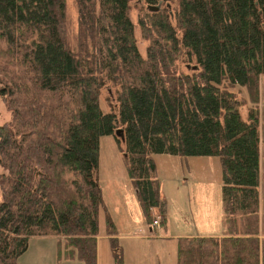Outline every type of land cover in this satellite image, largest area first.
<instances>
[{
	"label": "trees",
	"instance_id": "16d2710c",
	"mask_svg": "<svg viewBox=\"0 0 264 264\" xmlns=\"http://www.w3.org/2000/svg\"><path fill=\"white\" fill-rule=\"evenodd\" d=\"M73 1L74 48L66 0H0V57L12 65L0 68L9 113L0 125V264H17L34 238H54L59 259L95 264L98 142L116 130L150 228L156 208L165 225L153 156L219 161L225 234L178 239L176 264H264L255 109L264 0H138L143 56L132 0ZM105 232L113 264H123L108 216Z\"/></svg>",
	"mask_w": 264,
	"mask_h": 264
},
{
	"label": "rangeland",
	"instance_id": "374dc122",
	"mask_svg": "<svg viewBox=\"0 0 264 264\" xmlns=\"http://www.w3.org/2000/svg\"><path fill=\"white\" fill-rule=\"evenodd\" d=\"M130 5L128 15L134 24L138 51L143 56L147 42L140 38L136 26L138 14L136 8L141 6V3L138 0H132ZM76 32L77 17L74 1L66 0V34L68 43L72 48H74ZM7 66L12 65L0 57V68ZM13 71H15L14 68H8L6 74L11 75L14 73ZM239 90L236 96V100L240 104L238 112L244 118L248 104L243 106L241 102L247 97L243 88ZM108 96V91H102L100 107L103 111L108 110L105 105ZM255 109L258 118L259 166L263 174V181L258 185L257 208V239L261 241L264 239V76H261L258 82V99ZM8 119L9 113L0 101V125H3ZM116 140L122 149L121 130H116L113 137L100 138L98 142L96 177L102 201L98 210L99 235L105 233V218L108 216L113 226L117 228L118 234L123 236L121 242L117 240L118 244L120 242L119 245L124 247L133 245L139 250V254L132 257L135 264H176L178 239L167 241L163 240L162 237H166L168 234L186 236V234L191 235L193 233L222 237L225 234L220 199V165L217 158L203 159L206 166L204 171L199 173V171L194 170L190 174L188 169L192 160L165 155L153 156L158 182V196L161 201L166 202L167 212L165 213L164 227L159 225L160 231L154 229V233H148L147 228L149 226L126 176L123 154L119 151ZM181 183H185V185ZM184 198L185 202L183 201ZM122 210L126 212V217H123ZM150 215L153 220H158L159 209L156 208L153 215L152 212ZM157 222L159 223V220ZM132 236H136L134 240H131ZM126 263L128 264V262ZM17 264L81 263L77 260L67 261L63 258H57V246L54 238H34L29 241L26 252L18 258Z\"/></svg>",
	"mask_w": 264,
	"mask_h": 264
},
{
	"label": "crops",
	"instance_id": "0c3cea01",
	"mask_svg": "<svg viewBox=\"0 0 264 264\" xmlns=\"http://www.w3.org/2000/svg\"><path fill=\"white\" fill-rule=\"evenodd\" d=\"M261 78V77H260ZM260 80V79H259ZM189 161H191L190 163V167L188 169V172L191 174L192 172L195 171H199V173L201 171H204V169L206 168L205 163L203 162V159L205 158H188ZM258 165H259V158H258ZM206 172V171H205ZM263 181V174L260 171V166H259V174H258V185ZM182 185H185V183H181ZM134 192V190H133ZM135 194V192H134ZM101 197V196H100ZM186 197V196H185ZM185 202V198L183 200ZM163 210H164V217H165V213L167 212V204L166 202L163 200ZM166 205H165V204ZM155 209H152L150 212H154ZM122 215H124L123 217H126V212L124 210H122ZM169 225V222H168ZM115 228V238L121 242V240H123V236L119 235L117 232V228ZM154 229L159 230L160 228L159 226L150 228H147V232L148 233H152L154 231ZM154 233V232H153ZM222 235V233H221ZM133 237V238H132ZM131 240H134L136 236H132ZM195 237H205V238H210L212 237L210 234H205V235H197V234H191L188 235H181V236H172V235H167L166 237H162L163 240H167V241H172V240H176V239H182V238H195ZM220 237V236H217ZM149 238V237H148ZM158 239V238H157ZM161 240V238H159ZM119 242V244H120ZM57 246V245H56ZM121 248V252H122V259H123V264H127L126 262H128V264H135V262L132 260V257L137 256V254H139V250L135 247H133V245L124 247L123 245H119ZM96 258H95V264H113V260H112V256H111V252H110V248H109V243H108V236L106 235V232L103 235H99V231L97 230V235H96ZM74 260V259H73ZM67 261H72V260H67Z\"/></svg>",
	"mask_w": 264,
	"mask_h": 264
},
{
	"label": "built area",
	"instance_id": "2783aa9c",
	"mask_svg": "<svg viewBox=\"0 0 264 264\" xmlns=\"http://www.w3.org/2000/svg\"><path fill=\"white\" fill-rule=\"evenodd\" d=\"M158 220L157 219H154L153 221H152V226L153 227H158L159 226V223L157 222Z\"/></svg>",
	"mask_w": 264,
	"mask_h": 264
}]
</instances>
